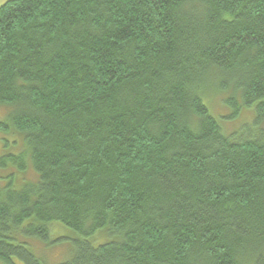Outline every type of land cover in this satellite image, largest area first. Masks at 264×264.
I'll list each match as a JSON object with an SVG mask.
<instances>
[{
	"label": "trees",
	"instance_id": "trees-1",
	"mask_svg": "<svg viewBox=\"0 0 264 264\" xmlns=\"http://www.w3.org/2000/svg\"><path fill=\"white\" fill-rule=\"evenodd\" d=\"M229 88L257 132L210 113ZM0 107L28 148L0 169L33 170L0 186L3 263L59 222L84 238L55 264H264V0H9Z\"/></svg>",
	"mask_w": 264,
	"mask_h": 264
},
{
	"label": "rangeland",
	"instance_id": "rangeland-1",
	"mask_svg": "<svg viewBox=\"0 0 264 264\" xmlns=\"http://www.w3.org/2000/svg\"><path fill=\"white\" fill-rule=\"evenodd\" d=\"M9 0H0V7ZM232 89L220 90L218 94L207 93L203 101L209 108L212 116L219 122L225 135L238 136L249 132H257L259 126L255 124V108L244 106L243 100L239 94L232 95ZM228 100H233V104H227ZM238 110L236 111V109ZM10 109L0 107V123H6ZM264 129V124L261 125ZM27 145L19 133L13 129L8 131H0V158L6 155H19L27 151ZM28 169L20 171L17 167H9L8 169H0V186L7 187L10 183L17 188H21L29 178L27 176L32 173V164L28 162ZM9 175H12L10 177ZM31 174L30 177L34 178ZM84 237L75 230L55 222L51 225L50 236L48 242L39 239L28 240L29 250L45 264H55L60 261L68 260L73 256L75 241L82 240ZM87 240L93 247H99L112 240L106 229L96 231ZM16 264H24L22 261L15 259ZM0 264H5L0 261Z\"/></svg>",
	"mask_w": 264,
	"mask_h": 264
}]
</instances>
